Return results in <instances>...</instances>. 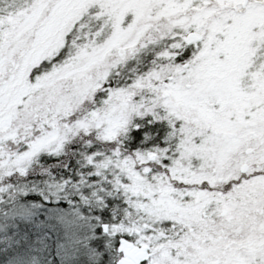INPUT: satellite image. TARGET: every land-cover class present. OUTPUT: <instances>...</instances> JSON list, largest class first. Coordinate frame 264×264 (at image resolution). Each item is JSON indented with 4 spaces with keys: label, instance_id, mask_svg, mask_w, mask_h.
Instances as JSON below:
<instances>
[{
    "label": "snow or ice",
    "instance_id": "snow-or-ice-1",
    "mask_svg": "<svg viewBox=\"0 0 264 264\" xmlns=\"http://www.w3.org/2000/svg\"><path fill=\"white\" fill-rule=\"evenodd\" d=\"M69 140L119 264H264V0H0V169Z\"/></svg>",
    "mask_w": 264,
    "mask_h": 264
},
{
    "label": "trees",
    "instance_id": "trees-1",
    "mask_svg": "<svg viewBox=\"0 0 264 264\" xmlns=\"http://www.w3.org/2000/svg\"><path fill=\"white\" fill-rule=\"evenodd\" d=\"M150 136V143L145 142L143 136L141 141L130 145L131 150H136L137 148L148 149L152 146H158L155 144L154 136L148 133ZM153 138V139H152ZM151 149V148H150ZM65 152L63 154L54 155L52 152L48 155L38 154L37 163H31L29 167L23 172V174H13L10 175L8 172L0 169V197L1 200L4 199L7 203L10 201L8 194L22 195V200H33V201H44L47 204H63L66 201H72L74 203H81L80 200L82 196H86L89 201L85 203L88 209L101 210L105 217L102 219V223L110 222L111 219L116 220L117 218H123L124 211V201L123 197L118 194L113 188L110 187L109 182L106 180L105 175H96V169L87 162L86 157L95 150V146L90 148L87 144L78 140H69L64 145ZM65 178V179H64ZM20 187L14 190V186ZM13 189V190H12ZM21 189H25V192L21 193ZM57 189V190H55ZM105 193H103V192ZM100 198V203L103 205L100 208L95 206L94 200L98 196ZM68 196V197H67ZM66 198L65 201L64 198ZM30 236L32 233L29 234ZM54 237V234H50ZM24 236H26L25 231H18L17 236L14 240L17 246L14 247V242L11 238L8 240L4 239L6 246L2 247L0 245V264H7V257L12 253L11 249H14V259L18 264L29 263L31 260L35 259L33 251H26L24 247ZM32 241L35 242L37 239L31 236ZM103 239L106 240V235L103 233ZM28 238V236H26ZM51 239H48V241ZM44 245H47L46 240L43 241ZM108 250L111 251V257L108 260V264H119V251H118V241L115 236L114 240L109 241ZM31 244V243H30ZM34 244V243H33ZM26 251V252H23ZM102 251V250H101ZM58 247L53 245L49 248L46 247V251L43 256L38 253L35 264H67L66 261H62L60 255L57 253ZM79 254L86 260L75 262V264H92L88 261L89 250L85 247L81 248ZM82 252V253H81ZM47 260V263H43V260ZM21 262V263H20ZM34 262H32L33 264ZM69 264H74L70 263ZM101 263V262H100ZM104 264H107L103 260ZM99 264V263H93Z\"/></svg>",
    "mask_w": 264,
    "mask_h": 264
},
{
    "label": "rangeland",
    "instance_id": "rangeland-1",
    "mask_svg": "<svg viewBox=\"0 0 264 264\" xmlns=\"http://www.w3.org/2000/svg\"><path fill=\"white\" fill-rule=\"evenodd\" d=\"M145 139H148L147 134L145 135ZM150 148H137L136 150L148 151ZM51 152L52 151H42L40 154L44 153L48 155V153ZM64 152L65 150L63 147L60 152L52 153L60 156ZM38 154L27 163L25 170L31 163H37L36 159L40 155ZM13 188V191H16V188L20 189V187L16 185ZM25 191V189H21V193ZM103 193L102 196L93 199L95 206H98L100 209L103 206L100 203V198L101 200L104 198ZM22 195L18 196L14 193L8 194L10 199L8 203L4 199L1 200L0 197V245L2 247L6 246L3 241L4 239L8 240V238L12 239L11 241L15 244L14 247L19 245L15 242L14 238L17 236L18 231H25L28 238L24 236L23 239L25 244H23V248L26 247L27 252L33 251L43 256L46 247L49 248L53 245L54 247H58L57 253L60 255L62 261L67 260V264H69L68 262L75 264L76 261L80 262L82 260L86 263L82 255L77 252L85 247L89 250L88 256L86 257L90 263H92L93 260V263L102 264L103 260H105L107 264L109 263L108 260L111 257V251L108 250L110 247L108 242L114 240L115 236L109 232L104 233L102 227L104 223L101 221L105 215L101 210H93V208L88 209L85 203H87L89 199L85 195L81 197V203L66 201L63 204H47L44 201H33L30 199L22 200ZM63 198V201H65L66 198ZM112 221L114 220L111 219L108 223ZM30 233H32L31 236H35V238L42 237L43 241L46 240V242H48L46 243L47 245H44L41 239H37L35 242H29L33 240L29 235ZM51 233L54 234L55 238L51 237ZM103 233L106 235V240L103 239ZM48 239L51 240L48 241ZM14 247L11 249L12 253L7 257V264H18L14 259V251H16ZM34 253L35 259L25 264H32V262L35 264L37 255ZM42 262L47 263V260L45 259Z\"/></svg>",
    "mask_w": 264,
    "mask_h": 264
},
{
    "label": "flooded vegetation",
    "instance_id": "flooded-vegetation-1",
    "mask_svg": "<svg viewBox=\"0 0 264 264\" xmlns=\"http://www.w3.org/2000/svg\"><path fill=\"white\" fill-rule=\"evenodd\" d=\"M147 138L149 139L150 138V136H147ZM153 139V138H152Z\"/></svg>",
    "mask_w": 264,
    "mask_h": 264
},
{
    "label": "water",
    "instance_id": "water-1",
    "mask_svg": "<svg viewBox=\"0 0 264 264\" xmlns=\"http://www.w3.org/2000/svg\"><path fill=\"white\" fill-rule=\"evenodd\" d=\"M105 226V225H104Z\"/></svg>",
    "mask_w": 264,
    "mask_h": 264
}]
</instances>
